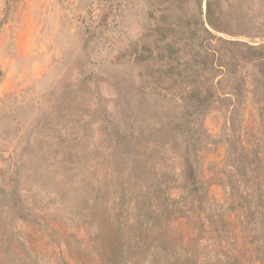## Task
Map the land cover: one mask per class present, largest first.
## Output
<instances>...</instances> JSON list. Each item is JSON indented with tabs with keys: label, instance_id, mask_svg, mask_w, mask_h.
Masks as SVG:
<instances>
[{
	"label": "rangeland",
	"instance_id": "rangeland-1",
	"mask_svg": "<svg viewBox=\"0 0 264 264\" xmlns=\"http://www.w3.org/2000/svg\"><path fill=\"white\" fill-rule=\"evenodd\" d=\"M218 8L0 0V264H264V0Z\"/></svg>",
	"mask_w": 264,
	"mask_h": 264
},
{
	"label": "trees",
	"instance_id": "trees-1",
	"mask_svg": "<svg viewBox=\"0 0 264 264\" xmlns=\"http://www.w3.org/2000/svg\"><path fill=\"white\" fill-rule=\"evenodd\" d=\"M195 15L193 26L194 28L188 27L185 31L187 37H197L199 42V48L205 53L216 54V49L209 48L211 46L210 40L216 39L222 41L220 38H216L214 32H225L227 30V21H221L220 16L223 15V11L218 8L216 13V0H194ZM204 5V9H202ZM189 26V24H188ZM230 42V41H228ZM222 65H219V67ZM203 99L195 98V100L189 103L190 109L200 110L203 109ZM200 108V109H197ZM199 135V133H197ZM192 154V153H191ZM183 167L182 174L184 179L189 182L190 186L196 185L195 178V166L194 162L190 161V156L186 153L183 154ZM198 188H194L196 192Z\"/></svg>",
	"mask_w": 264,
	"mask_h": 264
}]
</instances>
